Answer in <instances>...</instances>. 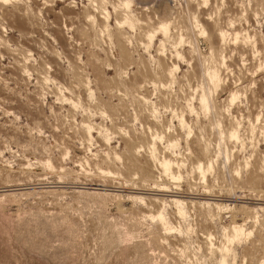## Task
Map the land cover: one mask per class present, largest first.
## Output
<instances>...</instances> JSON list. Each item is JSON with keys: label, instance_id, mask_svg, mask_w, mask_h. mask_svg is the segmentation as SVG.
Wrapping results in <instances>:
<instances>
[{"label": "rangeland", "instance_id": "1", "mask_svg": "<svg viewBox=\"0 0 264 264\" xmlns=\"http://www.w3.org/2000/svg\"><path fill=\"white\" fill-rule=\"evenodd\" d=\"M0 264H264V0H0Z\"/></svg>", "mask_w": 264, "mask_h": 264}, {"label": "bare ground", "instance_id": "2", "mask_svg": "<svg viewBox=\"0 0 264 264\" xmlns=\"http://www.w3.org/2000/svg\"><path fill=\"white\" fill-rule=\"evenodd\" d=\"M2 1V0H1ZM167 164V163H166Z\"/></svg>", "mask_w": 264, "mask_h": 264}]
</instances>
